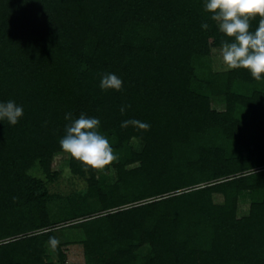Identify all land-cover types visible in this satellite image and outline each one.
Instances as JSON below:
<instances>
[{
    "label": "trees",
    "instance_id": "obj_1",
    "mask_svg": "<svg viewBox=\"0 0 264 264\" xmlns=\"http://www.w3.org/2000/svg\"><path fill=\"white\" fill-rule=\"evenodd\" d=\"M60 154L101 207L62 225L90 264H264V0H0V264H67L26 173Z\"/></svg>",
    "mask_w": 264,
    "mask_h": 264
},
{
    "label": "rangeland",
    "instance_id": "obj_2",
    "mask_svg": "<svg viewBox=\"0 0 264 264\" xmlns=\"http://www.w3.org/2000/svg\"><path fill=\"white\" fill-rule=\"evenodd\" d=\"M220 25L221 30H227L234 27ZM241 48H244L242 45ZM208 71L224 72L231 68V56L227 48L211 49L208 59L205 61ZM259 89V87H257ZM256 88V89H257ZM216 99V98H215ZM213 101L212 109L215 111H223L224 105L221 100ZM132 150L140 152L143 149V143L137 139H132L128 145ZM232 146V145H231ZM233 147H235L233 145ZM232 152H238L240 157L247 155L243 148H230ZM230 150L228 151V153ZM231 152V153H232ZM102 153L95 158L97 165L95 171V179L100 184L111 185L116 180V173L105 166V162L101 161ZM67 155L60 154L54 158L50 165V174L47 176L42 168L35 164L26 173L33 180L41 183L39 191L45 193L47 200L45 208L47 217L50 222L56 226L58 240L63 243L62 251L66 256L67 264H90L83 253V247L80 244L82 233L78 229L69 228L67 225L70 221L81 217L84 212L90 210L93 213L100 212L101 207L95 196L90 195L88 189L90 187L88 174L75 175L67 167ZM104 181V182H102ZM101 186V185H100ZM260 198L257 193L244 191L237 197V209L240 214H246L252 201ZM216 202H221L218 196H215ZM148 247L145 246L139 251L145 255L148 252ZM47 262L55 264L56 257L47 249Z\"/></svg>",
    "mask_w": 264,
    "mask_h": 264
}]
</instances>
